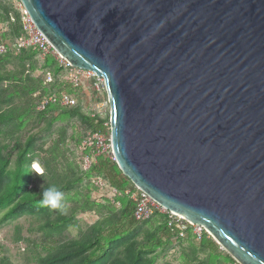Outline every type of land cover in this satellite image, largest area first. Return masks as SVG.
<instances>
[{
  "label": "water",
  "instance_id": "95a60500",
  "mask_svg": "<svg viewBox=\"0 0 264 264\" xmlns=\"http://www.w3.org/2000/svg\"><path fill=\"white\" fill-rule=\"evenodd\" d=\"M103 79L114 162L236 264H264V0H19Z\"/></svg>",
  "mask_w": 264,
  "mask_h": 264
},
{
  "label": "trees",
  "instance_id": "16d2710c",
  "mask_svg": "<svg viewBox=\"0 0 264 264\" xmlns=\"http://www.w3.org/2000/svg\"><path fill=\"white\" fill-rule=\"evenodd\" d=\"M8 12V11H7ZM6 12V13H7ZM11 34H7V30H2L0 34V42L11 41L22 33L20 24V14L17 19L9 23ZM7 34V35H6ZM33 55H37L32 49L21 50L17 55L8 52L0 55V57L14 56L18 60H27ZM44 64L41 66L43 76L40 78L39 84L30 88L27 91V99L33 102V109L37 116H43L46 113H52L58 110L59 113L64 111L69 112L72 116H79L80 123L91 132L105 133L107 127L105 121L99 117H89L76 106H60L57 103L47 104L43 110H37V106L43 97L56 93L65 92L70 94L72 90L65 89L72 87L66 81H60L63 69L58 65L56 60L50 55H46L43 59ZM51 76V81L46 82V75ZM0 74V80H2ZM41 82L43 85H41ZM38 85V86H37ZM40 86V87H39ZM59 91H51L52 89ZM51 89V90H50ZM78 95H72L76 99L82 97L81 88ZM37 92L34 96L32 94ZM2 93V91H1ZM79 96V97H78ZM21 108H8L0 113V125H9L11 120L22 113ZM3 133V132H1ZM6 134V133H5ZM85 136V135H84ZM82 136L77 142V146L83 139ZM34 137H28L25 145L15 152L14 167L8 169L9 158L1 155L0 149V210H4L0 216V225L6 221L16 218L24 213H32L36 215L43 214L46 217L41 224V229L45 231L47 248L49 253L39 259L38 264H149L145 255L154 252L157 247L175 248L183 244H190L192 254L197 250L207 249L210 255L224 251L208 236L203 235L196 239L190 231L186 233L184 238H175L174 232L166 225V216L163 214H154L150 219L137 222L133 218V202L125 196L123 197V205L119 207V216L111 213L105 215L100 213V203L106 201L110 206H113L114 198H108L105 193L99 194L97 189L90 183V196H87L86 207L71 208V214H65L63 211L57 210L53 219H50V214L47 212L48 207L41 206L40 193L43 188L55 185L61 191L68 189L67 182L60 185L64 177L56 175L55 168L50 165V160H39L38 163L42 168V173H38L35 167L31 166L33 158ZM35 156V155H34ZM81 174L86 175L89 181L94 176H101L110 187L116 188L118 191H123L125 188H132L133 185L124 177L118 170L115 162L106 157H100L93 163L87 171H82ZM45 177V184L42 188L37 187V182ZM99 195V197H98ZM79 209L94 212L99 214L98 219L90 225L87 230L80 232L79 236L74 238L69 236L68 228L77 224L73 214L75 215ZM141 224L152 225V230L147 233L146 242L140 247L134 240L133 236L140 230ZM133 238V239H132ZM225 259L233 264H236L226 253ZM203 264V263H202ZM208 264L209 261H208Z\"/></svg>",
  "mask_w": 264,
  "mask_h": 264
},
{
  "label": "rangeland",
  "instance_id": "374dc122",
  "mask_svg": "<svg viewBox=\"0 0 264 264\" xmlns=\"http://www.w3.org/2000/svg\"><path fill=\"white\" fill-rule=\"evenodd\" d=\"M18 16L19 12L11 0H0V34L2 30H7L5 33L11 34L9 23H12L11 18L17 19ZM43 64L44 61L37 55L27 60H18L14 56L0 57V74L3 77L0 80V113L10 107L14 109L19 107L23 111L11 120L9 125H0L1 155L9 158L10 163L7 168L12 169L16 150L25 145L28 137H34L35 150L32 153L34 159L30 163L31 166L35 167L38 173H42L43 170L38 161L49 159L50 165L55 168L56 175L64 177L60 185L72 182L68 184V189L62 191L64 193L63 213L70 215L71 208L86 207V202L89 201L87 196L91 197L89 178L81 174L82 170L76 153L77 142L89 130L80 123L79 116H72L69 112L59 113L56 110L37 116L30 108L33 102L27 99V91L39 84L43 76L44 70L41 68ZM60 81L65 82L62 74ZM41 85H43L42 82ZM92 88V81H88L86 93L81 98H77L78 108L89 117L98 115L99 119L107 123L109 109L106 106V94L100 87ZM65 89L72 90L70 93L72 95H78L80 91L73 87ZM51 91L59 90L55 88ZM35 94L37 92H34L32 96ZM45 181V177L38 180L37 187L42 188ZM123 201V197H119L117 200L114 198L113 206L105 203L106 201L97 205H101L100 213L104 215L111 213L118 217V210L123 205ZM3 211L0 210V216ZM56 211L47 208L50 219L55 217ZM72 216L77 224L68 228V232L69 236L76 238L80 232L87 230L98 219L99 214L79 209ZM44 220L46 217L43 214L24 213L0 225V264H38L39 259L49 253L45 231L41 229ZM139 226L140 230L133 238L140 247L145 244L147 233H150L153 228L150 224ZM191 250L190 244L175 248L157 247L154 252L144 257L149 264H208V261L210 264H233L225 259V252L218 251L212 256L207 249H199L194 254Z\"/></svg>",
  "mask_w": 264,
  "mask_h": 264
},
{
  "label": "built area",
  "instance_id": "2783aa9c",
  "mask_svg": "<svg viewBox=\"0 0 264 264\" xmlns=\"http://www.w3.org/2000/svg\"><path fill=\"white\" fill-rule=\"evenodd\" d=\"M11 2L20 14L22 33L11 41L0 42V55L8 52L17 55L21 50L26 49L35 51L40 59H43L46 55H50L63 69V79L73 88H81L82 95L86 93L88 81H92V89L100 87L105 93L102 78L97 77L91 71L74 68L68 65L32 23L20 1L11 0ZM13 20L14 19L11 18V22H13ZM50 81L51 76L47 74L46 82ZM49 103H57L60 106H76L78 104L77 99L68 93H51L42 98L37 106V110H43ZM106 106L108 107L107 98ZM104 125L108 128L105 133L88 131L76 148L77 161L82 171H87L100 157H106L114 161L109 142V122L104 123ZM90 183L97 189L99 194L105 193L108 198L113 199L118 196H125L130 199L134 204L132 212L133 218L137 222L146 221L154 214H163L166 216L167 227L170 231L174 232V237L176 239L184 238L188 231H190L196 239L201 238L203 235L210 237L201 226L191 224L183 219V217L167 211L153 201L147 194L134 186L132 188H125L120 192L116 188L107 185L101 176L92 177Z\"/></svg>",
  "mask_w": 264,
  "mask_h": 264
},
{
  "label": "clouds",
  "instance_id": "9594fccd",
  "mask_svg": "<svg viewBox=\"0 0 264 264\" xmlns=\"http://www.w3.org/2000/svg\"><path fill=\"white\" fill-rule=\"evenodd\" d=\"M40 204L43 207H48L53 210H64L63 200L64 193L55 185L43 188L40 193Z\"/></svg>",
  "mask_w": 264,
  "mask_h": 264
}]
</instances>
